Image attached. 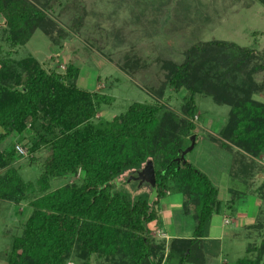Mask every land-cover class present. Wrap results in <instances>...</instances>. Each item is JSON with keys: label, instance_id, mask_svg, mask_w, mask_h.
<instances>
[{"label": "trees", "instance_id": "trees-1", "mask_svg": "<svg viewBox=\"0 0 264 264\" xmlns=\"http://www.w3.org/2000/svg\"><path fill=\"white\" fill-rule=\"evenodd\" d=\"M63 1L68 0L39 5L0 0V14L12 43L25 44L40 25L56 44L60 43L65 30L59 28L55 35L54 24L46 19L51 4ZM259 1L264 5V0ZM149 2L152 4L142 8L145 17L137 14V22H155L157 4ZM73 7L79 14L72 29H79L88 10L78 1ZM256 57L262 62L255 63ZM165 64L170 74L159 95L164 96L169 87L175 92L186 88L180 110L158 101H135L99 124L92 119L107 97L77 84L78 67L69 65L61 73L34 56L0 60V199L20 203L37 196L31 200L33 213L23 224L22 233L13 238L10 264H68L72 259L74 264H92L93 255L108 264H161L165 246L153 239L149 223L158 220L154 204L169 188L182 194L183 213L194 216L195 227L191 235L172 236L168 263L210 264L205 238L213 215L222 212L224 202L210 176L188 161V153L182 157L192 135H196L194 149L200 143L194 122L199 110L195 84L208 82L219 95L235 86L238 92L244 83L254 86L252 75L264 68V55L250 46L214 39L192 45L182 63ZM15 135H27L32 152H48L35 182L25 181L14 165L19 151L7 141ZM210 139L229 152L235 145L257 156L264 151V104L236 103L222 137ZM149 160L156 170L151 192L133 197L128 190L118 188L120 176L131 170L128 182L138 180L139 171ZM230 160L233 164L230 161L227 171L231 175L233 165L239 164L234 158ZM78 175L76 182L52 188L57 178ZM234 194L229 204L233 213L248 197L246 192ZM256 226L264 237V219ZM234 264H264V240L250 246Z\"/></svg>", "mask_w": 264, "mask_h": 264}, {"label": "rangeland", "instance_id": "rangeland-1", "mask_svg": "<svg viewBox=\"0 0 264 264\" xmlns=\"http://www.w3.org/2000/svg\"><path fill=\"white\" fill-rule=\"evenodd\" d=\"M23 1L50 4L49 0ZM74 1L84 4L88 10L79 29H72L79 14L73 7ZM146 1L68 0L53 3L46 20L54 24L55 35L59 28L66 32L58 44L40 25L31 32L25 44L14 45L8 37L5 18L0 14V60L16 61L34 56L47 68L61 73H65L69 65L78 67L77 84L107 97L92 119L101 124L125 111L135 101H158L169 109L180 110L186 88L175 92L169 87L164 96L159 95V88L170 74L165 61L182 63L185 51L198 42L233 41L253 47L264 55V5L259 0H151L157 8H152L156 14L152 18L156 20L149 25L137 22V14L144 15V6L152 4ZM134 22L137 24L133 25ZM255 60V63L262 62L259 57ZM252 78L254 86L244 83L246 89L243 85L236 92L235 86L232 91L225 89L221 96L209 87L208 82L196 81L195 84L199 110L194 122L200 143L187 154V159L217 184L224 202L222 212L213 215L209 236L205 238L210 264H234L248 253L250 246L261 245L264 240L256 226L264 219V213L260 212L261 208L264 211V151L252 156L234 145L229 152L210 139V136L222 137L232 120L236 103L264 104V68L253 73ZM7 142L26 150L22 154L16 149L18 157L14 165L25 181L35 182L48 152H32L27 135L23 138L15 135ZM230 158L239 164L233 165L231 175L227 171L232 162ZM245 166L250 170L244 169ZM131 172L129 170L117 179L118 188L128 190L133 197L151 192L149 186L138 187L139 177L137 182H128ZM79 175L57 178L52 188L76 182ZM235 191L246 192L248 197L239 202L240 208L234 207L233 213L229 204L237 194ZM35 197L32 195L20 203L0 199V264H10L13 238L22 233L23 224L33 213L31 200ZM182 202V194L169 188L166 196L154 204L159 218L149 223V227L153 239L165 246L161 264H170L167 255L172 236L191 235L194 230L195 218L183 213ZM74 263L72 259L68 264ZM108 263L97 255L92 257V264Z\"/></svg>", "mask_w": 264, "mask_h": 264}, {"label": "water", "instance_id": "water-1", "mask_svg": "<svg viewBox=\"0 0 264 264\" xmlns=\"http://www.w3.org/2000/svg\"><path fill=\"white\" fill-rule=\"evenodd\" d=\"M191 141V145L183 151L182 157H185L187 153L194 149L196 143L195 134L191 136ZM138 177L140 179L141 185L149 186L150 188L156 185V170L152 160H149L147 164L139 171Z\"/></svg>", "mask_w": 264, "mask_h": 264}, {"label": "built area", "instance_id": "built-area-1", "mask_svg": "<svg viewBox=\"0 0 264 264\" xmlns=\"http://www.w3.org/2000/svg\"><path fill=\"white\" fill-rule=\"evenodd\" d=\"M17 149H18L19 152L22 153V154L25 153V151H26L24 148H22V146H17Z\"/></svg>", "mask_w": 264, "mask_h": 264}]
</instances>
